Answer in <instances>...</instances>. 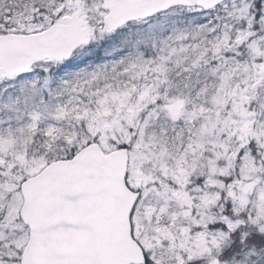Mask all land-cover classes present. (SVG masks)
I'll return each instance as SVG.
<instances>
[{
    "label": "snow or ice",
    "instance_id": "1",
    "mask_svg": "<svg viewBox=\"0 0 264 264\" xmlns=\"http://www.w3.org/2000/svg\"><path fill=\"white\" fill-rule=\"evenodd\" d=\"M0 264H264V0H0Z\"/></svg>",
    "mask_w": 264,
    "mask_h": 264
}]
</instances>
